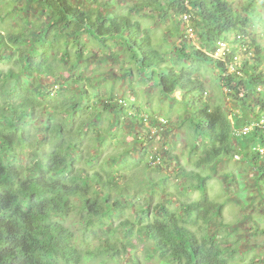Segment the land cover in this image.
I'll return each instance as SVG.
<instances>
[{"label": "trees", "instance_id": "1", "mask_svg": "<svg viewBox=\"0 0 264 264\" xmlns=\"http://www.w3.org/2000/svg\"><path fill=\"white\" fill-rule=\"evenodd\" d=\"M131 1V14L138 9L149 10L158 14L160 23L177 21L176 28L181 27L179 18L183 13L191 15L198 48L183 42L180 49L174 47L177 55L171 56L173 64L162 66L158 77L164 95L198 90L202 97L203 83L195 77L201 66L210 65L220 73L222 93L226 91L224 107L205 105L194 114L206 137L204 156L197 165L215 167L222 157L240 155L255 166L256 180L264 185V159L257 150L264 147V130L254 129L246 136L233 134V128L256 119L253 107L260 105L264 109V98L255 94L256 85L264 82V74L258 69L264 62V44L260 47L255 43L250 32L253 25L259 27L264 41V20L258 10L264 0H246L241 12L230 0ZM5 3H0V264H88L98 254L119 262L129 248L138 245H142L143 252L131 257L130 264H228L223 257L228 241L207 238L204 230L210 222L209 211L217 207L220 213L221 206L209 201L206 189L198 202L189 200L188 191L197 187L195 184L191 188L189 183L180 186L179 195L185 199L174 202L162 172L165 160L157 166H151L147 157L145 160L148 149L144 145L154 137L145 125L156 126L157 120L152 122L142 115L145 136L130 129L131 149L124 147L123 154L104 156L99 145L106 147L110 130L122 128L119 126L123 120L119 124L116 118L121 115L137 126L135 113L138 115L139 107L134 104L131 109L135 111L126 110V102L116 95L105 97L98 105L86 99L87 91L78 93L74 86L80 83L77 70L89 48L83 36L105 42L106 38L121 35L123 46L133 52L142 43L152 48L148 32L131 16H119L108 2ZM110 9L112 13L105 15ZM219 41L239 47L225 57L226 64H233L234 57L242 52L248 54L251 46L247 41L254 48V62L242 60L240 76L235 72L223 76L226 66L208 56ZM149 50L153 53L151 63H163L168 58ZM109 57L114 59L112 53ZM228 99L238 109V115H232V108L226 107ZM103 114L110 125L114 124L104 132L98 127ZM165 131H171L168 125ZM197 147L191 151L195 153ZM235 147L239 150L235 151ZM137 148L142 158L120 166L125 154L138 153ZM163 152L167 157V151ZM176 168L175 175L185 174L181 166ZM155 172L159 175L154 180L151 175ZM200 177L201 184L209 178ZM154 195L164 200L159 198L151 205ZM128 210L131 212L127 214ZM76 211V224L70 223ZM194 228H198L199 235ZM77 231L82 234L79 243ZM90 235L99 242L93 253L88 252ZM144 242L148 245L143 246Z\"/></svg>", "mask_w": 264, "mask_h": 264}, {"label": "rangeland", "instance_id": "2", "mask_svg": "<svg viewBox=\"0 0 264 264\" xmlns=\"http://www.w3.org/2000/svg\"><path fill=\"white\" fill-rule=\"evenodd\" d=\"M6 1L8 0H0L2 6L6 4ZM97 1L99 4L108 2L111 4L110 8L115 10L119 16H131L132 21H138L140 27L151 36L149 47H152L147 49L142 43L139 47H135L133 52H130L127 51L126 45L123 46L125 43H122L121 35L106 38L105 42H101L97 38L87 39L85 36L82 37L83 42H86L89 48L85 50L82 56L79 64L80 70H77L80 83L74 86L78 87V93L87 91L86 99L89 98L90 101L98 105L105 97L111 98L116 95L115 97H120L126 102V110H130L134 104L139 107V111H137L139 116L135 113L139 124L136 126V123L119 115L116 118L119 124L123 120V123L119 126H122V128H119V130L118 127L110 130V127L107 126H114V124L111 122L110 125L107 116L102 115L103 121L98 125L99 129L103 132L104 129H108L111 132L106 138L108 145L106 147L99 145L102 148L103 155L109 157L120 153L124 149H131L133 145L129 142L133 133H131L132 131L130 132V129H135L137 133L143 134L141 136H145L146 129L142 126V115L148 116L152 122L158 118L167 120V125L171 131L163 132L160 137L152 138L150 140L152 142H149L146 148L157 147V151L162 152L160 155L163 157H166L163 151H167L166 166L164 165L162 172L163 175L167 176L166 189L173 199L175 197L174 202L175 200L185 199L179 195L181 184H192L191 188L197 184L195 189H190L189 193L187 192L189 200L194 202H198L201 199V193L206 189L209 201L221 206L220 213L217 207L208 213V221L210 222L204 229L206 237H214L217 242L218 239H220L219 242L228 241L229 246L227 244L226 249L223 248L225 251L223 257L228 264H264V185L256 180V170L253 168L255 166H252L251 162L247 161L249 159H241L240 155H236L232 159L222 157L215 167L205 164L202 166L197 165V162L204 156L202 149L204 148L206 137L203 136V131L199 129L201 121L194 114L197 110H203L205 105L224 107L223 94L226 91L222 93L219 71L210 65L203 64L198 75H195L203 83L204 91L206 92V95L202 97L198 90L192 94L176 91L172 95H164L158 86L159 74L163 72L162 66L167 67V65L173 64L171 63V56L177 55L174 47L180 49L182 42L186 45L190 44L187 39H183L182 24L181 27L179 25V28H176L175 26L178 22L175 20L160 23L158 22V14L149 10L138 9L137 12L131 14L130 9L134 3L131 0ZM230 1L233 7L241 12L240 7L246 0ZM16 6H20V4ZM9 7L10 5L8 4ZM9 9L11 10L12 8ZM258 10L264 20V6L258 7ZM110 13H112L111 9L109 12H105V15H110ZM250 32L253 41L263 47L264 41L260 28L253 25ZM249 40L251 42L250 38ZM230 41H233L232 36H230ZM118 42L122 44L120 47L116 46ZM191 42L196 43L195 47H198L195 37ZM225 45L228 47L232 46L228 42ZM149 49L151 51L154 49L158 55L168 58L163 63H151L149 59H151L150 55L153 53ZM111 53L114 59L109 57ZM252 56L244 55L243 58L239 57L237 67L233 69L229 66L223 76L234 73L233 71L238 70L240 67L242 59L251 60L249 58H252ZM174 67L177 69V66ZM258 69L264 74V62ZM77 96L79 102H81L80 96L78 94ZM230 101L231 99H228L229 105L226 107L232 108L233 112L238 114V109L233 108L234 104ZM131 110L135 111V108ZM254 110L256 111V109ZM117 120H115L116 123ZM95 145L98 144L95 143ZM195 146L198 147L194 153L191 150ZM138 149V153L125 154L126 156L123 157V163L120 166L129 162H137V159L142 158V151ZM234 150L238 151L239 149L235 147ZM121 154L123 153L121 152ZM110 164L114 165L112 161ZM178 166L185 170V174L179 172L175 175L176 167ZM116 167H119V164ZM193 173H197L199 176H193L192 178L191 174ZM155 174L151 175L154 180L158 177L159 172H155ZM200 176L209 178L201 184ZM139 177H141V174ZM134 184L135 182L131 185ZM138 190L141 191L142 195L145 194L143 189ZM159 198L162 201L164 200V197L154 195L151 205L156 204ZM130 212L128 210L126 213ZM77 217L76 211L71 215L69 222L76 224ZM76 228H78L77 225L74 229ZM194 231L199 235L198 228H194ZM81 235L79 231L75 234L78 243ZM87 241L91 245L88 252H95L93 250L97 249L96 247L99 244L97 238L90 235ZM146 245H148V242L143 243V246ZM137 247L129 248L119 262L111 261L109 257H103V255L98 254L97 258L90 260L88 264H130L131 257L137 254L140 256L143 252L142 245ZM149 264H158V262L153 261Z\"/></svg>", "mask_w": 264, "mask_h": 264}, {"label": "built area", "instance_id": "3", "mask_svg": "<svg viewBox=\"0 0 264 264\" xmlns=\"http://www.w3.org/2000/svg\"><path fill=\"white\" fill-rule=\"evenodd\" d=\"M181 20L184 23V29H185L186 35L191 38L193 36V28L190 25L191 24L190 16L188 14H184L181 17ZM225 44L226 43H224V42H218L216 44V49H215V52L213 53L212 57L216 61L223 62V64L226 66V68H228L230 66L231 68L234 69L237 67V64H239V62H238L239 61L238 60L239 55H237V57H234V59H233L234 63L233 64H228V63L226 64V58L225 57L231 53V48L226 46ZM246 49L247 48L244 47L242 50L245 52ZM242 54H244V53L242 52ZM236 71L238 73V70H235L233 72H236ZM227 74H229V73H227ZM257 91L263 93L264 87H258ZM256 113H258V112H256ZM233 114H236V113L232 111V115ZM166 125H167L166 120H164L163 118H158L156 126H150L149 124H146L145 126L147 128H149L150 135L155 137V135L162 134L164 132ZM254 129L264 130V115L260 114V116L257 117L250 124H247V125L245 124L244 126L239 127V128H233V131H234L233 134L236 136H240V135L246 136L250 132H252ZM144 146L146 147L147 144H145ZM157 150H158V148L154 147V146L148 148V152H147L146 157L152 166L161 165L163 163V161L165 160L164 159L165 157L160 155L162 152H158ZM257 150H258V153H259V156L261 157V159H264V147H259Z\"/></svg>", "mask_w": 264, "mask_h": 264}, {"label": "clouds", "instance_id": "4", "mask_svg": "<svg viewBox=\"0 0 264 264\" xmlns=\"http://www.w3.org/2000/svg\"><path fill=\"white\" fill-rule=\"evenodd\" d=\"M184 14H188L189 16H190V22H191V27H192V21H191V15L189 14V13H183L181 16H180V18H179V20L181 21V24H182V36H183V39H187L189 42H190V44H192L194 47H195V44L196 43H192L191 41H193L194 40V37H195V35H194V29H193V36L190 38V37H188L187 35H186V32H185V29H184V23L182 22V20H181V17L184 15ZM193 28V27H192ZM195 39H196V37H195ZM197 42V41H196ZM219 42H224V43H227L226 41H219ZM218 43V42H217ZM216 43V44H217ZM248 45H250L251 46V44L247 41L246 42ZM195 48H198V47H195ZM230 48H231V50L232 49H235V48H238V45L237 44H234V43H232V46H230ZM215 49H216V45H215V48H214V51L212 52V53H209L208 54V56H210L211 58H213L212 56H213V53L215 52ZM252 54H253V48H252V46H251V49H250V51L248 52V54H242V55H239V57H241V58H243V56L244 55H247L248 57H250V56H252ZM253 57L254 56H252V58H249V59H251V60H248L249 62H253ZM215 60V59H214ZM242 60H244V59H242ZM241 60V61H242ZM238 73H239V69H238ZM238 73H235L236 75H239ZM258 87H264V82H262V83H260V84H257L256 85V87H255V94H258V95H260V96H262L263 98H264V92L263 93H261V92H258L257 91V88ZM225 91V90H224ZM204 95H206V92H204L203 93ZM259 108V109H258ZM253 109H256V111L258 112V113H256V111L254 110L253 112H254V115L255 116H257V117H259L260 116V114L261 115H264V109L263 108H261L260 107V105H258V106H255V107H253ZM238 114H239V111H238ZM238 114H234V115H238ZM257 117H255V118H257ZM255 119H251V120H249V121H251V122H253ZM250 122V123H251ZM250 123H248V124H250ZM247 125V124H246ZM260 147H263V146H260ZM257 148V147H256ZM261 158V157H260Z\"/></svg>", "mask_w": 264, "mask_h": 264}]
</instances>
